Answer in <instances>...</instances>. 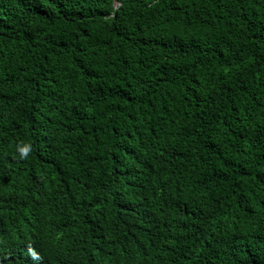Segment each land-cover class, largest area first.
<instances>
[{
  "label": "trees",
  "instance_id": "trees-1",
  "mask_svg": "<svg viewBox=\"0 0 264 264\" xmlns=\"http://www.w3.org/2000/svg\"><path fill=\"white\" fill-rule=\"evenodd\" d=\"M32 263L264 264V0H0V264Z\"/></svg>",
  "mask_w": 264,
  "mask_h": 264
},
{
  "label": "clouds",
  "instance_id": "clouds-1",
  "mask_svg": "<svg viewBox=\"0 0 264 264\" xmlns=\"http://www.w3.org/2000/svg\"><path fill=\"white\" fill-rule=\"evenodd\" d=\"M20 151H21L22 154L26 155L27 152L29 151V147L22 148Z\"/></svg>",
  "mask_w": 264,
  "mask_h": 264
},
{
  "label": "bare ground",
  "instance_id": "bare-ground-1",
  "mask_svg": "<svg viewBox=\"0 0 264 264\" xmlns=\"http://www.w3.org/2000/svg\"><path fill=\"white\" fill-rule=\"evenodd\" d=\"M24 252V251H23ZM37 258H39V257H37ZM40 258H41V256H40ZM33 264V263H32Z\"/></svg>",
  "mask_w": 264,
  "mask_h": 264
}]
</instances>
